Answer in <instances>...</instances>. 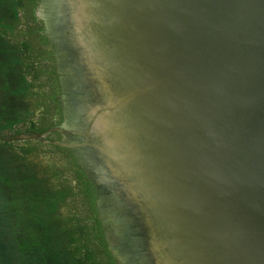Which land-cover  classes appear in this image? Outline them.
<instances>
[{"label": "water", "instance_id": "obj_1", "mask_svg": "<svg viewBox=\"0 0 264 264\" xmlns=\"http://www.w3.org/2000/svg\"><path fill=\"white\" fill-rule=\"evenodd\" d=\"M42 1L113 260L264 264V0Z\"/></svg>", "mask_w": 264, "mask_h": 264}, {"label": "rangeland", "instance_id": "obj_2", "mask_svg": "<svg viewBox=\"0 0 264 264\" xmlns=\"http://www.w3.org/2000/svg\"><path fill=\"white\" fill-rule=\"evenodd\" d=\"M42 4L0 0V264H120L79 150L61 147L56 48H47ZM42 235L60 249L55 262L31 253L45 252Z\"/></svg>", "mask_w": 264, "mask_h": 264}, {"label": "trees", "instance_id": "obj_3", "mask_svg": "<svg viewBox=\"0 0 264 264\" xmlns=\"http://www.w3.org/2000/svg\"><path fill=\"white\" fill-rule=\"evenodd\" d=\"M45 238V237H44ZM43 238V235H42V238H41V246H42V249L45 251V252H41V250H32L33 252H31L32 254H36L38 252V256L40 257V259H42V256H44L47 260L48 263L50 262H55V258L60 257L61 258V252H60V249L59 247H57V245H50L49 242L45 241V239ZM24 250V253L25 255L29 254L28 253V249L26 248H23Z\"/></svg>", "mask_w": 264, "mask_h": 264}]
</instances>
